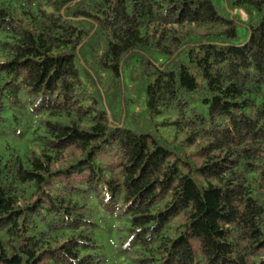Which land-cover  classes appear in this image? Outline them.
I'll return each mask as SVG.
<instances>
[{"label":"trees","instance_id":"16d2710c","mask_svg":"<svg viewBox=\"0 0 264 264\" xmlns=\"http://www.w3.org/2000/svg\"><path fill=\"white\" fill-rule=\"evenodd\" d=\"M0 264H264V0H0Z\"/></svg>","mask_w":264,"mask_h":264},{"label":"rangeland","instance_id":"374dc122","mask_svg":"<svg viewBox=\"0 0 264 264\" xmlns=\"http://www.w3.org/2000/svg\"><path fill=\"white\" fill-rule=\"evenodd\" d=\"M238 13L241 14V16L243 17V19H245V15L243 14V12H241L240 10H238Z\"/></svg>","mask_w":264,"mask_h":264}]
</instances>
